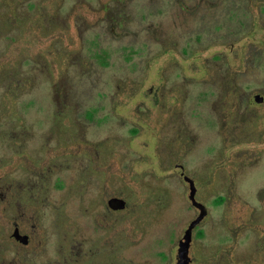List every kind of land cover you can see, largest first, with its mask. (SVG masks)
Returning <instances> with one entry per match:
<instances>
[{"label": "rangeland", "instance_id": "rangeland-1", "mask_svg": "<svg viewBox=\"0 0 264 264\" xmlns=\"http://www.w3.org/2000/svg\"><path fill=\"white\" fill-rule=\"evenodd\" d=\"M117 2L113 10L102 0H63L57 19L47 5L26 6L33 22L48 11L46 27L39 21L36 31L11 33L16 45L0 43L5 71L17 62L13 73L35 79L32 90L17 96L21 117L4 121L6 140L16 141L13 148L0 141V192L13 184L5 202L0 194V243L11 241L15 221L25 220L47 238L53 264H177L171 242L200 211L189 184L171 176L181 168L159 137L161 108L148 90L163 78L172 89L168 110L178 113L179 132L191 143L176 148L177 161L202 163L201 169L212 161L222 167L231 157L251 164L227 186L241 193L197 194L210 217L193 232L192 264H264V102L254 97H264V0ZM104 8L102 16L97 11ZM54 28L69 30L49 36ZM7 84L4 79L0 94ZM255 121L260 131L239 134ZM168 129L174 131L172 123ZM89 163L97 176L79 179ZM131 173L147 175L134 185L137 192L114 193ZM79 180L86 184L83 196ZM222 195L227 199L217 205ZM114 200L129 205L115 210ZM67 248L71 257L64 256Z\"/></svg>", "mask_w": 264, "mask_h": 264}, {"label": "flooded vegetation", "instance_id": "flooded-vegetation-1", "mask_svg": "<svg viewBox=\"0 0 264 264\" xmlns=\"http://www.w3.org/2000/svg\"><path fill=\"white\" fill-rule=\"evenodd\" d=\"M117 3H118L117 0H102L101 6H111L112 9L114 10L117 7L116 5H118ZM99 5H100V3H99ZM108 11L109 10L104 8L103 10H98L97 12L100 15L102 13V16H104V15H106V13ZM97 12H95L97 15L92 14L93 17L98 16ZM79 16H81V14ZM115 17H116V14H115ZM168 84H169V80L162 78L161 85H159V87L156 89H154V87H152L150 90H148V92L152 93L155 96L156 104L158 106H160V108H161V111H157V115H156L158 118V122L162 121V123H163L160 127V130H159V137H160V140H162L161 143L163 144V141H164V145H167V147H165L167 149L166 152L168 155L172 154L173 164L175 166L178 165V167L181 168L180 172L178 171L174 175H171V176L175 177L176 179L182 180L185 183H188L189 187H190V180L195 181L196 186H197V183L198 184L202 183V182L205 183L204 189H200V187H197V189H198L197 194L198 193H241L240 189L231 191L230 189H228V187H229L228 185L230 184L229 183L230 181H235L237 179L243 178V175L246 172V169L249 166H251V164H249V162L245 163L244 159H243L244 163L243 162L240 163V162L236 161L234 159V157L227 158V161L222 165V167H217V168L214 167L216 165V163L212 161L211 163L208 164L209 167H204L202 169H201L202 163L198 164V163H195V161H194L193 163L187 164V163L182 162L181 160H180V162L177 161V158H179V157H177L178 152L176 151V148L177 149L182 148L183 151H185L191 147V143H190V141H186V140H188V138H183V135L179 132L180 126H179L178 119L176 116L178 113L174 110L173 111L168 110V104H167L166 97L168 95H170L169 93L172 90L171 88L168 87ZM173 85H176V84L173 82ZM253 96L254 95H252L251 97H253ZM254 97H256V96H254ZM261 101L264 102V97ZM261 101H260V103H263ZM148 110L149 111H145V110L144 111H145V113L149 112V114L151 115L152 111L150 109H148ZM171 123L173 124V130H174L173 132L170 131V129H168V126ZM166 128L168 129L167 133L169 134V137H168L167 133L164 134V131H166ZM241 128H242V131L239 134H243L244 132L249 131V129H246L245 126H241ZM248 134L250 135V134H252V132L251 133L248 132ZM167 138L169 139V141L167 140ZM238 138H240V137H238ZM99 149L100 148H98V150ZM113 150H111L110 153ZM192 150H193V148L191 149V151ZM106 153H109V152L107 151ZM114 155H115V151H114ZM81 158L85 159L86 153L80 154L78 160L79 159L81 160ZM167 159L169 161L171 160L170 157L168 158V156H167ZM100 160H102V159H98L95 161L99 162ZM116 162H117V160H116ZM194 164H197V165H194ZM109 165H112V163H110ZM128 165L129 166L128 167L126 166V167H127V172L129 173L131 170L132 164L130 163ZM206 165H204V166H206ZM261 165H260V167H261ZM101 166L102 165H100V167ZM42 174H45V173H42ZM97 174H98L97 170L94 168V166L91 163H89L88 166H84V168L81 169V171L79 172V177H80L79 179L83 178L82 180H85V177L87 175H89L91 177H95V176H97ZM146 176L147 175H145L144 173L139 174V175L138 174L135 175L134 173H131V179L125 181L126 184L121 185L120 189H117L114 193H120L118 195L121 196L123 193H134V191L137 192L136 189H134V185L136 186V184L139 183V186H141L140 182H142V178L146 177ZM110 178H111V181L114 180L113 175L110 176ZM82 180H79L80 181V189L78 191L79 193H85L86 192V189H85L86 184ZM220 182H222V188L217 189V188H220V186H218V184ZM20 187L22 189L25 186L21 185ZM12 188H13V184L7 187V191L5 189H2L3 192L2 191L0 192V194H2L1 197L3 199V202H5L4 198L5 197L8 198L9 194H11V193H9V191L11 190V192H12ZM159 190L160 189L158 188L157 191H159ZM185 191H186V189H185ZM244 191L247 193L250 190H244ZM36 192L37 191L33 192L32 190H30V193H36ZM146 193H150V191H148V192L146 191ZM222 196L225 198V200H224V202H225L227 197L225 195H222ZM122 197L124 198V195ZM15 198H17V196H15ZM7 201L8 200H6V202ZM123 202L125 203V206L123 209H125V207L127 208L128 201L125 200ZM198 202L203 204V202H200V201H198ZM224 202H223V204H224ZM109 207L112 209H115V210L120 209L121 208V202L116 201V200L109 201ZM194 208L196 209V211H200V209L198 207L194 206ZM207 211H208V215L202 221V223L210 217V210L207 209ZM30 225L25 220L15 221V230H14V233L11 235V239H10L11 241L8 243L7 242H1L0 243V264H53V262H52L53 256L51 254L47 253L49 248L51 247V246L49 248L47 247V238H43V237L39 238L37 236V232H38L37 226L35 224L34 225L30 224ZM186 230H184V234H185ZM176 240L177 239H174L171 242V245L176 246L178 248L180 239H178L177 244H176ZM196 240H197V238L195 236H193V242H192L191 249H190V254L193 256H194L193 253H194V248L196 245L195 244ZM261 240H263V239H261ZM262 243H264V242H262ZM4 247H8V249H6ZM45 247L48 248L47 251L44 250ZM50 251H51V248H50ZM65 254H66V255H64L65 257L66 256H68V257L72 256L69 248H67V250L65 251ZM29 256L31 258H29ZM253 256H254V254H252V255L250 254L247 256L248 259L250 258V260H249L250 263H251V258ZM259 256H260V253H259ZM170 258H171V255H170ZM262 259L264 260V258H262ZM196 260H198V257L196 258ZM64 261H65V264H69V260L64 259ZM64 261L61 260L60 262L64 263ZM192 263H193V261L191 262V264Z\"/></svg>", "mask_w": 264, "mask_h": 264}, {"label": "trees", "instance_id": "trees-1", "mask_svg": "<svg viewBox=\"0 0 264 264\" xmlns=\"http://www.w3.org/2000/svg\"><path fill=\"white\" fill-rule=\"evenodd\" d=\"M36 0H0V43L1 42H7L5 44V49L9 46V45H13L15 42L16 45V38L13 36H11L12 32H16V31H20L22 33H26V29L31 30L33 28L34 31L37 30V26H39L40 24L42 25V27H46L47 23H42V21H45V16H48L47 13L48 11H43L41 12L40 15H37V19H34V22L31 20V15H29V13H25L23 12V9L27 6L29 7V10H35L37 8H41L42 5H47L48 7H50L51 11V15L54 16V19H57L59 10L62 9V4H63V0H48V2H43L41 4H37L35 3ZM47 7V8H48ZM49 14V13H48ZM39 21H41L39 23ZM53 22V21H52ZM39 23V25H38ZM54 23V22H53ZM55 24V23H54ZM53 24V25H54ZM32 25V26H31ZM55 26V25H54ZM73 30V27H71ZM68 28H54L51 29L49 31V36H54V34H52L53 31H59L60 33H67L68 32ZM71 30V31H72ZM78 32V31H77ZM75 31V33H77ZM73 35V34H72ZM23 38V37H22ZM10 40V41H9ZM10 42V43H8ZM1 50H3L1 48L0 45V52ZM53 53L58 54L55 50H52ZM43 53L45 54V56L48 53V51L44 50ZM101 58H103L101 56ZM56 59L61 60L62 62V57L60 58L59 56L56 55ZM17 61H19V59H17ZM19 64V63H18ZM17 62L15 63V66L13 65H9L6 68L5 71V67L6 65H0V89L3 87V80L4 79H8V84L7 86H5L7 88V90L2 91V93L0 94V141L1 142V146H4V144H7L10 148L12 147V143L15 142V139H11L9 140L7 138L6 140V133L7 131L4 129L6 122L4 123V121L8 120L9 118H20L21 116L18 115L17 113V109H16V104L18 102V98L17 96L20 94L21 95L23 93H28L29 90H32L35 87V79L31 78V77H19L16 75V73H13L16 70V66H18ZM13 66V67H11ZM59 67H62L61 65H59ZM62 70V68H60V71ZM4 72L6 73V75L4 74ZM5 92V93H3ZM178 92V89L174 92L176 93ZM172 94V93H171ZM170 94V95H171ZM1 95H4L1 98ZM235 97V96H232ZM263 114V113H262ZM234 116H236V114H234ZM263 116V115H262ZM14 119V120H15ZM254 122L251 123V125H249L247 123V125L245 126V128L250 129L252 134H254L258 128V130L260 131L261 127L258 125V121H255V123H257V125H252ZM134 133H137V130L133 131ZM9 141V142H8ZM115 149V148H114ZM110 150H113V148H110ZM58 188H62L63 184H61V182H59V184L57 185ZM77 189L80 188V181L76 187ZM79 195L83 196L84 193H79ZM225 198L223 196H220L217 198V205H220L224 202ZM198 228V227H197ZM205 235V233L203 231H199L197 233V236L199 237H203ZM194 253L196 255H198V249L195 245L194 248ZM163 254V252H162ZM161 254V256H162ZM204 259H206L207 257H203ZM260 260H263L262 258H260Z\"/></svg>", "mask_w": 264, "mask_h": 264}, {"label": "water", "instance_id": "water-1", "mask_svg": "<svg viewBox=\"0 0 264 264\" xmlns=\"http://www.w3.org/2000/svg\"><path fill=\"white\" fill-rule=\"evenodd\" d=\"M257 101H261L263 97L261 95H257L255 97ZM197 186L195 184V181L190 180V195L189 199L192 202V204L200 209L199 216L194 219L188 226L184 236L179 241V247H178V256H177V264H191L192 257L190 254L191 245L193 242V232L194 230L202 223V221L206 218L208 215V211L206 206L199 203L197 201ZM121 202V201H120ZM125 206V203L121 202V208L123 209ZM119 209V210H120Z\"/></svg>", "mask_w": 264, "mask_h": 264}]
</instances>
